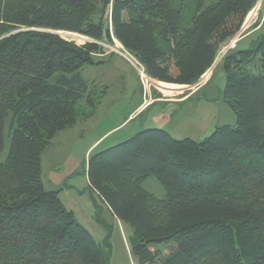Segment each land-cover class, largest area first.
I'll list each match as a JSON object with an SVG mask.
<instances>
[{"label":"trees","instance_id":"obj_1","mask_svg":"<svg viewBox=\"0 0 264 264\" xmlns=\"http://www.w3.org/2000/svg\"><path fill=\"white\" fill-rule=\"evenodd\" d=\"M257 2L0 0V155L11 115L0 264H110L106 241L98 245L42 181L43 152L76 125L81 101L87 119L101 97L79 75L103 54L100 43L116 40L159 90L177 91L210 70ZM221 66L235 126L200 142L142 130L89 156V187L132 228L135 264H264V33ZM150 177L165 198L142 187Z\"/></svg>","mask_w":264,"mask_h":264},{"label":"rangeland","instance_id":"obj_2","mask_svg":"<svg viewBox=\"0 0 264 264\" xmlns=\"http://www.w3.org/2000/svg\"><path fill=\"white\" fill-rule=\"evenodd\" d=\"M263 33L264 0H258L248 22L244 21L239 32L224 44L220 57L217 56L210 70L194 85L183 86L173 92L159 90L156 82L149 77L151 81L147 79L143 73L142 78L149 84V87H145L142 84L145 80L141 81L137 66L120 54L124 48L119 50L116 40L112 44L101 42L103 54L94 58L93 65H85L80 69L79 75L88 88L95 91L94 95L101 97L94 113L87 119H82V114L89 109L81 101L76 125L59 132L43 152L42 181L46 190L60 192L59 197L64 206L73 211L76 220L98 245L103 246L106 241L110 264H135L131 255L133 230L118 221L90 189L87 181L90 154L87 155V150L103 135L91 149L94 150L91 155L130 139L142 130L161 129L176 140L200 142L209 137L216 127L235 126L236 116L222 98L226 85L225 72L221 66L225 54H222L235 49L241 39L243 41L238 48L249 47ZM61 36L78 45L90 41L73 34L64 33ZM233 42L235 47L227 50ZM157 97L169 102L157 101L126 121L143 99ZM10 120L11 115L6 119L4 149L0 161L6 159L10 147ZM117 126L120 127L107 133ZM118 139L120 141H116ZM142 187L158 199L165 198L164 188L156 177L148 178Z\"/></svg>","mask_w":264,"mask_h":264},{"label":"crops","instance_id":"obj_3","mask_svg":"<svg viewBox=\"0 0 264 264\" xmlns=\"http://www.w3.org/2000/svg\"><path fill=\"white\" fill-rule=\"evenodd\" d=\"M243 41V39H241L240 41H239V43L240 42H242ZM239 43H238V45H239ZM238 45H237V47H238ZM183 87V86H182ZM162 93V92H161ZM163 94V93H162ZM164 96H166L165 94H163ZM172 96V95H171ZM144 98V97H143ZM145 99V98H144ZM142 100L139 104H138V106H136L135 107V109L129 114V116H128V118L126 119V121L128 120V119H130V118H133L134 116H136L138 113H140V112H142V111H144V109L145 108H148L149 106H151L153 103H155V102H157V101H159V102H163V103H168L169 101H166V100H163L162 98H160V97H157V98H154V99H151V100ZM125 123V122H124ZM122 125V124H121ZM120 125V126H121ZM120 126H117V127H115V128H113V129H111V130H109L107 133H109V132H111V131H114L115 129H117L118 127H120ZM106 133V134H107ZM105 134V135H106ZM104 136V135H103ZM102 136V137H103ZM101 137V138H102ZM100 138V139H101ZM100 139H98L93 145H91L90 147H89V149L87 150V155L88 154H90L91 155V153H92V151H94V150H92L91 151V149L95 146V144L96 143H98V141L100 140ZM116 141H120L119 139L118 140H116ZM89 155V156H90ZM60 193V192H59Z\"/></svg>","mask_w":264,"mask_h":264},{"label":"built area","instance_id":"obj_4","mask_svg":"<svg viewBox=\"0 0 264 264\" xmlns=\"http://www.w3.org/2000/svg\"><path fill=\"white\" fill-rule=\"evenodd\" d=\"M239 35H241V34H239ZM239 35L237 36V39H239V37H240ZM234 39H235V38H234ZM237 39H235V40H237ZM113 40H114V39H113ZM235 40H234V41H235ZM232 41H233V40H232ZM234 45H235V42H233L229 47H227V50H230V49L234 48V47H235ZM227 50H226V51H227ZM221 53H222V52L219 53L218 57H220ZM120 54H121L124 58L127 57V59H128L129 62H131V63H133L134 65L137 66V70H138L139 77H140L141 81H144V80H145V82L142 83V84L145 85V87H146V86L149 87V84L147 83V80L142 78V74L145 72L143 66H142V65H141V64H140V63H139V62H138V61H137L132 55H130L127 51L123 50V52H121ZM124 54H125L126 56H125ZM224 54H226V52L223 53L222 56H223ZM146 100H147V99H146ZM146 100H145V101H146ZM148 101H149V100H148Z\"/></svg>","mask_w":264,"mask_h":264},{"label":"bare ground","instance_id":"obj_5","mask_svg":"<svg viewBox=\"0 0 264 264\" xmlns=\"http://www.w3.org/2000/svg\"><path fill=\"white\" fill-rule=\"evenodd\" d=\"M66 35V34H65ZM76 36V35H75ZM65 37V36H64ZM118 43V42H117ZM119 47H117L119 50L121 49V46L118 44ZM122 52V51H121ZM146 77V76H145ZM147 78V77H146ZM148 79V78H147ZM151 81V80H150Z\"/></svg>","mask_w":264,"mask_h":264},{"label":"water","instance_id":"obj_6","mask_svg":"<svg viewBox=\"0 0 264 264\" xmlns=\"http://www.w3.org/2000/svg\"><path fill=\"white\" fill-rule=\"evenodd\" d=\"M59 34H62V33H59Z\"/></svg>","mask_w":264,"mask_h":264}]
</instances>
